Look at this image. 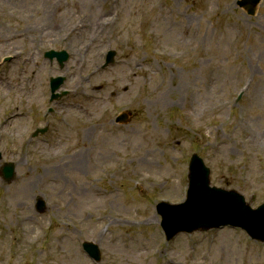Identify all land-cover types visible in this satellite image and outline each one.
Wrapping results in <instances>:
<instances>
[{
	"label": "rangeland",
	"instance_id": "rangeland-1",
	"mask_svg": "<svg viewBox=\"0 0 264 264\" xmlns=\"http://www.w3.org/2000/svg\"><path fill=\"white\" fill-rule=\"evenodd\" d=\"M49 1L0 4V167L14 164L11 179L0 172V264H264V244L235 228L166 241L155 210L183 200L193 153L211 185L264 202V0L254 15L238 0ZM25 7L36 25L57 9L101 34L36 38ZM46 50L69 57L59 66ZM55 76L66 94L50 100Z\"/></svg>",
	"mask_w": 264,
	"mask_h": 264
},
{
	"label": "water",
	"instance_id": "water-1",
	"mask_svg": "<svg viewBox=\"0 0 264 264\" xmlns=\"http://www.w3.org/2000/svg\"><path fill=\"white\" fill-rule=\"evenodd\" d=\"M259 2L260 0H238L237 4L249 15H253ZM114 54V51L108 52L106 65L113 61ZM45 56L49 59L56 57L62 65L68 55L65 51H49ZM63 80V77L50 79L51 99L60 96L55 93V90L59 88ZM124 118V115H121L117 121H122ZM2 174L6 180L11 179L14 175V165L5 164ZM188 179L189 189L185 202L176 205L162 202L157 205V211L162 217L161 226L168 239L180 231L209 230L227 225L239 227L252 239L264 242V203L257 208H252L243 195L235 190L211 186L209 168L196 153L192 155L189 162ZM37 208L39 211L45 208V203L40 198L37 199ZM83 248L91 257L99 259L97 245L85 242Z\"/></svg>",
	"mask_w": 264,
	"mask_h": 264
},
{
	"label": "bare ground",
	"instance_id": "bare-ground-1",
	"mask_svg": "<svg viewBox=\"0 0 264 264\" xmlns=\"http://www.w3.org/2000/svg\"><path fill=\"white\" fill-rule=\"evenodd\" d=\"M47 1L50 2L49 0H47ZM0 4L4 5L5 6L4 11L8 12V9H10V4L6 3L7 5H5L4 0H0ZM33 11H34V8L30 11L29 8L25 7L21 11V13L19 11H17V12H18V15H21V16L27 18V19H25V21L30 27L33 28L34 33L40 32V34H38L40 36L36 37V38L47 37V36L52 35L53 33L59 34L61 36L62 29L67 27V26H69L70 31H75L76 29H78V31H76V32L79 33V35H77V33L75 34L76 35L75 36L76 41H79V39H80L79 37H81L82 33L85 30H88V31L93 30V33H92L93 37L96 35V33L101 34L100 27L96 26V28H94V23H92L91 21L88 22L89 19L85 15H82L81 17L72 21V20L68 19V18H70L68 15L58 14L57 9H56L57 15L53 14L51 16L49 14V8H47L43 12V15H40V18L38 19V25H36L37 24L36 19H37L39 14H37V13L32 14ZM38 35H36V36H38ZM0 37L2 38V40H5L7 37H9V35L5 34L4 37L2 35ZM73 39L74 38L72 37V41H74ZM90 41H93V38H91ZM83 51L84 50H82V52ZM84 53H86V51H84ZM7 86H10V88H13L16 91H20L22 89L19 87L20 86L19 83H10V81H7L5 83V88ZM74 92L78 93V89L74 90ZM16 118H18L16 115H11V117L8 119L7 123L14 121ZM86 128H88V127H85V129ZM81 153H82V151L78 152L76 154H73V157H75V156L78 157L77 161H75L74 164H79V165L83 166V161L81 159ZM59 160H61V159H59ZM56 161H58V159ZM71 164H73V163H71Z\"/></svg>",
	"mask_w": 264,
	"mask_h": 264
}]
</instances>
